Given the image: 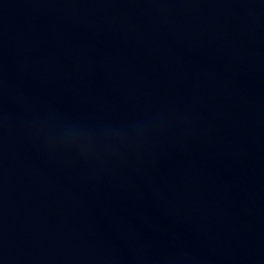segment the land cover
Segmentation results:
<instances>
[{"label": "water", "instance_id": "95a60500", "mask_svg": "<svg viewBox=\"0 0 264 264\" xmlns=\"http://www.w3.org/2000/svg\"><path fill=\"white\" fill-rule=\"evenodd\" d=\"M0 264H264V0H0Z\"/></svg>", "mask_w": 264, "mask_h": 264}]
</instances>
